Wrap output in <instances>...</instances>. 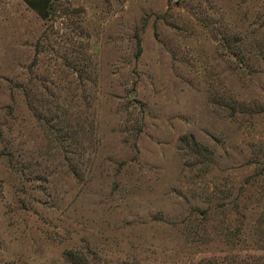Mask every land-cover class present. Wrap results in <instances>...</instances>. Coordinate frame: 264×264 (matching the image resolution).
<instances>
[{
  "label": "rangeland",
  "instance_id": "rangeland-1",
  "mask_svg": "<svg viewBox=\"0 0 264 264\" xmlns=\"http://www.w3.org/2000/svg\"><path fill=\"white\" fill-rule=\"evenodd\" d=\"M264 264V0H0V264Z\"/></svg>",
  "mask_w": 264,
  "mask_h": 264
},
{
  "label": "trees",
  "instance_id": "trees-1",
  "mask_svg": "<svg viewBox=\"0 0 264 264\" xmlns=\"http://www.w3.org/2000/svg\"><path fill=\"white\" fill-rule=\"evenodd\" d=\"M208 264H210V261H208Z\"/></svg>",
  "mask_w": 264,
  "mask_h": 264
}]
</instances>
